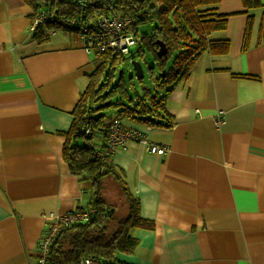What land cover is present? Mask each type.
I'll return each instance as SVG.
<instances>
[{
  "label": "crops",
  "instance_id": "0c3cea01",
  "mask_svg": "<svg viewBox=\"0 0 264 264\" xmlns=\"http://www.w3.org/2000/svg\"><path fill=\"white\" fill-rule=\"evenodd\" d=\"M217 8L229 17L212 38L230 48L203 52L173 88L174 125L128 123L169 151L131 141L109 156L155 226L131 230L138 244L119 254L121 264H264V5ZM33 15L25 0H0V264H35L48 215L88 209L93 197L62 155L93 57L75 34L33 41Z\"/></svg>",
  "mask_w": 264,
  "mask_h": 264
},
{
  "label": "trees",
  "instance_id": "16d2710c",
  "mask_svg": "<svg viewBox=\"0 0 264 264\" xmlns=\"http://www.w3.org/2000/svg\"><path fill=\"white\" fill-rule=\"evenodd\" d=\"M34 12L39 7L52 10L69 17L83 15V6L71 0H25ZM221 0H114L115 11L135 19L139 44L131 57L141 61L150 55L158 70L150 66L149 72L153 87L144 85L142 93L136 89L134 77H129L127 85L124 69L120 66L128 57L110 53L93 57L94 70L89 75L88 86L81 92L73 110L70 129L63 133L65 143L63 158L74 173L84 174L92 184V202L96 209L87 223L63 227L51 246L50 264H79L84 258L91 257L99 262L121 264L119 254L131 253L138 239L131 234L134 228L154 229V222L141 216L139 198L126 186L120 171L109 160L106 152L108 128L114 118L124 127L128 123L170 128L174 118L167 113L166 100L173 88L186 79L197 58L205 51L211 54L227 53L230 48L228 39L212 38V34L227 28L228 14L220 13L217 5ZM247 9L264 5L263 0H242ZM92 11V10H91ZM88 14L90 11L88 9ZM97 12V13H96ZM98 15L107 12L100 7ZM142 15V17H140ZM147 20L155 26L150 32L139 33V27ZM253 25L250 15L245 28L244 49L248 48ZM50 35L36 31L33 41L43 43ZM264 39V25L261 28ZM159 42L167 48L165 56H159ZM174 59L172 57L174 56ZM171 61L168 64V59ZM122 58V59H121ZM163 71H166L163 75ZM239 77H253L233 74ZM257 78V77H253ZM113 114L108 115V112ZM101 116L95 118V115ZM90 129V133H87ZM112 176L120 184L123 201L120 204L107 200L104 196L105 181ZM119 259V260H118Z\"/></svg>",
  "mask_w": 264,
  "mask_h": 264
},
{
  "label": "built area",
  "instance_id": "2783aa9c",
  "mask_svg": "<svg viewBox=\"0 0 264 264\" xmlns=\"http://www.w3.org/2000/svg\"><path fill=\"white\" fill-rule=\"evenodd\" d=\"M83 6V15L66 16L52 10L50 7H39L33 15L30 25V32L33 35L40 31L45 35L57 33L75 34L81 46L90 54L95 56L110 53L119 57H130L139 44V37L136 35L135 19L115 11L114 0H71ZM100 7L107 9V12L96 14ZM88 9L90 14H88ZM92 10V11H91ZM96 12V13H94ZM131 62V59L128 58ZM223 110H219L215 116V123L219 127L225 121ZM90 133V129H87ZM131 141L142 142L147 145L149 152L165 155L169 147L150 140L145 131L136 126L124 127L118 118H114L108 128L106 152L100 155L112 154L116 149L126 148ZM96 209L78 208L65 214L59 215L50 213L49 220L43 231V236L38 243L36 250L35 264H50L49 253L53 242L63 227H70L80 223H87L95 214ZM79 264H119L117 262H99L91 257L84 258Z\"/></svg>",
  "mask_w": 264,
  "mask_h": 264
},
{
  "label": "rangeland",
  "instance_id": "374dc122",
  "mask_svg": "<svg viewBox=\"0 0 264 264\" xmlns=\"http://www.w3.org/2000/svg\"><path fill=\"white\" fill-rule=\"evenodd\" d=\"M155 26V22L153 20H147L145 23H142V25L139 27V33H145V32H150L152 30V28ZM92 57H96L94 54H91ZM174 56L172 57V59H174ZM122 59V58H121ZM136 60H140L139 58L135 57ZM171 57L168 59V64L170 63V61L172 60ZM132 60V59H131ZM143 63V69H144V77L142 80L144 85H148L150 87H153V83L150 80L151 79V75L149 72V68L150 66H154V68L156 70H158L157 65L155 64L154 59L150 56V55H146L145 60H142ZM121 68L124 69V74H125V79H126V83L128 86H130V82H129V77L133 76L134 77V81L135 84L134 86L136 87V89L134 90H130L131 94H135L136 91L142 93V81L136 78L135 72L133 70V66L132 63L127 59V60H123L120 64ZM113 114V112H108V115ZM104 193H105V198L108 199L111 202L120 204L123 201V193L120 187V184L114 180V178L111 176H108L106 178L105 181V189H104Z\"/></svg>",
  "mask_w": 264,
  "mask_h": 264
},
{
  "label": "water",
  "instance_id": "95a60500",
  "mask_svg": "<svg viewBox=\"0 0 264 264\" xmlns=\"http://www.w3.org/2000/svg\"><path fill=\"white\" fill-rule=\"evenodd\" d=\"M140 17H142V15H140ZM160 48L158 50V55L161 56H165L167 54V48L164 45V43L159 42ZM132 56V55H131ZM128 57L131 60L132 66H133V70L135 72L136 78H143L144 77V69H143V63L141 60H136L135 57ZM166 71H163V75H165ZM99 116H101V113L99 112L98 114L95 115V118H98Z\"/></svg>",
  "mask_w": 264,
  "mask_h": 264
}]
</instances>
